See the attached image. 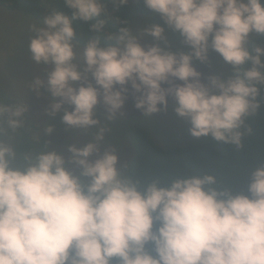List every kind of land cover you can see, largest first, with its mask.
Listing matches in <instances>:
<instances>
[{"label":"clouds","instance_id":"9594fccd","mask_svg":"<svg viewBox=\"0 0 264 264\" xmlns=\"http://www.w3.org/2000/svg\"><path fill=\"white\" fill-rule=\"evenodd\" d=\"M143 2L180 33L187 51L159 44L146 48L122 28L114 46L87 42L80 71L72 21L100 16L101 0H65L71 17L53 12L44 18L46 27L37 30L28 47L36 63L50 66L46 87L54 102L49 115L67 102L74 108L64 109L65 125L97 126L96 106L102 102L109 119L114 118L130 83L140 93L135 107L143 114L167 109L171 95L174 111L189 121L193 137L211 135L241 146V126L259 108L257 82L264 81V48L246 47L252 32L264 33V4ZM164 31L160 24L143 29L155 40H162ZM210 49L237 70L234 75H209L207 83L201 79L192 61L206 63ZM249 62L252 67L240 74V66ZM78 81L83 83L74 86ZM42 86L45 81L36 77L33 89L39 93ZM28 111L29 105L0 104V117L13 131ZM7 129L0 127V135ZM104 133L101 127L93 140L69 144L66 153H18L0 139V264H112L113 258L119 264H264V164L251 173L247 194L217 187L212 174L177 177L166 185L154 180L141 188L121 175L117 151H101Z\"/></svg>","mask_w":264,"mask_h":264},{"label":"rangeland","instance_id":"374dc122","mask_svg":"<svg viewBox=\"0 0 264 264\" xmlns=\"http://www.w3.org/2000/svg\"><path fill=\"white\" fill-rule=\"evenodd\" d=\"M152 24H160L164 27V38L162 40H155L152 36L143 32L145 27ZM44 27H46L44 21L0 7V104L13 107L16 105H29V111L23 117L24 123L22 126L25 128L28 138L33 142H41L39 148L42 145L43 149V144H46V150L56 149L66 153L69 144L82 146V144L93 140L102 127L105 129V133L101 142V151H103V148L117 151L119 157L117 167L119 168L130 155V145L127 139L128 133L134 125L143 126L157 142L163 145L182 144L196 140L197 137H193L189 132V121L178 116L174 111L175 101L171 95L168 96L167 109L161 106V110L152 116L145 115L142 109L135 107L136 98L140 93L132 89L130 83L126 85L128 91L125 104L121 112H118L114 118L109 119V113L102 102L96 106L95 116L100 122L97 126L78 128L65 125L62 121L64 109L71 111L74 108V105L67 102L64 103L61 111L56 115H49L47 110L50 108V104L54 102L51 92L46 87L47 72L50 66L43 62L36 63L32 59L28 47L31 39L37 35V30ZM130 34L146 48L152 44H159L165 50L177 53L188 50L180 33L170 28L160 14L156 12L148 15L133 14ZM73 46L76 52L75 62L78 64L79 70L83 71L85 66L84 48L75 44ZM208 56L206 63L196 59L192 61L193 66L202 73L201 79L205 83L208 82L207 77L209 75L232 76L233 67L225 64L218 53L210 49ZM213 58L217 61L208 62L209 59ZM36 77H40L45 81V86L39 89V93L33 89ZM88 80L95 85L90 73L88 74ZM175 82L183 83L178 80ZM81 83L83 81L74 82V86L79 87ZM162 86L168 87V84L164 83ZM116 87L120 86L116 85ZM1 91L4 94L7 93L9 98L1 95ZM48 127H52L53 131L51 133L46 132ZM17 141V136H14V141L11 140L10 143L15 144ZM28 150L33 151V147L30 145ZM83 179L85 182L88 180V178Z\"/></svg>","mask_w":264,"mask_h":264},{"label":"trees","instance_id":"16d2710c","mask_svg":"<svg viewBox=\"0 0 264 264\" xmlns=\"http://www.w3.org/2000/svg\"><path fill=\"white\" fill-rule=\"evenodd\" d=\"M101 3L104 11L100 16L89 21H72L76 32L73 44L85 48L89 40L97 39L101 47L114 46L121 29L130 30L133 14L154 13L145 6L143 0H129L126 5H119L117 0H101ZM261 3L264 4V0H261ZM0 7L40 21H44V18L53 12H62L71 17L73 11L67 7L65 0H0ZM92 25H98V30H94ZM257 46L264 48V33L252 32L246 47L253 51ZM261 59L264 60V57ZM216 61L213 58L208 62ZM250 67V62L240 66V74ZM232 70L234 75L237 70ZM260 71L264 73V67L260 68ZM257 87L259 95L256 99L259 101V108L245 117L240 129L244 133L241 146L216 141L211 135L187 143L163 145L143 126L134 125L127 139L130 155L125 163L119 166L121 175L139 182L138 186L142 188L154 180L166 185L177 177L212 174L216 177L217 187L231 189L234 194H247L251 173L264 164V81L257 82ZM1 95L8 97L3 91ZM0 127L7 129L4 117H0ZM25 131L23 126L15 131L7 129L4 135H0V139L10 143L11 140L14 141V136H17L18 141L10 144L18 153L46 150V144L42 143L44 148L42 149L41 145L40 149L41 142H33ZM28 144L33 147V151L28 150ZM18 163L22 164L23 161ZM148 247L151 248L150 245ZM112 264H119V261L113 258Z\"/></svg>","mask_w":264,"mask_h":264}]
</instances>
